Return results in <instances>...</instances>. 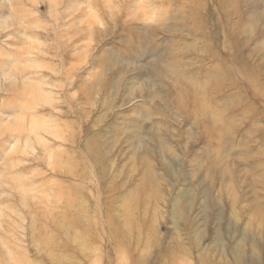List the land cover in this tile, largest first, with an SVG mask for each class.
I'll return each mask as SVG.
<instances>
[{"label":"rangeland","instance_id":"obj_1","mask_svg":"<svg viewBox=\"0 0 264 264\" xmlns=\"http://www.w3.org/2000/svg\"><path fill=\"white\" fill-rule=\"evenodd\" d=\"M0 264H264V0H0Z\"/></svg>","mask_w":264,"mask_h":264},{"label":"bare ground","instance_id":"obj_2","mask_svg":"<svg viewBox=\"0 0 264 264\" xmlns=\"http://www.w3.org/2000/svg\"><path fill=\"white\" fill-rule=\"evenodd\" d=\"M142 189L140 191H142ZM123 201H124L123 211H124V215L127 217V215L129 216L130 214H132V212H131V210H132V206H131L132 200L131 199H127V200L124 199ZM74 202H76V201L73 198H70L69 204L74 203ZM127 211H129L128 214L126 213Z\"/></svg>","mask_w":264,"mask_h":264}]
</instances>
